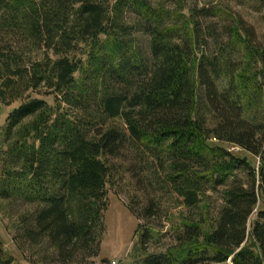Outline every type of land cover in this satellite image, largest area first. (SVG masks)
<instances>
[{"label": "trees", "instance_id": "obj_1", "mask_svg": "<svg viewBox=\"0 0 264 264\" xmlns=\"http://www.w3.org/2000/svg\"><path fill=\"white\" fill-rule=\"evenodd\" d=\"M234 1L264 24V0ZM1 108L0 204L27 207L20 241L56 264L98 257L124 173L143 222L130 264H264V35L239 13L0 0ZM161 220L171 243L149 253ZM0 264H14L1 239Z\"/></svg>", "mask_w": 264, "mask_h": 264}, {"label": "rangeland", "instance_id": "obj_2", "mask_svg": "<svg viewBox=\"0 0 264 264\" xmlns=\"http://www.w3.org/2000/svg\"><path fill=\"white\" fill-rule=\"evenodd\" d=\"M200 2H220L233 12H237L243 20L254 27L259 36L264 35V24L252 8L236 5L234 0H199ZM168 5H172V0H167ZM264 14V10H263ZM145 45L146 41H141ZM51 103V101H50ZM13 108V107H12ZM12 108L0 109V128L4 125L7 113ZM231 152L239 155L243 153L235 148H229ZM252 162L255 160L251 159ZM256 163V162H255ZM134 182L128 173L119 176L115 180L114 186H110L108 193L107 210L103 214L104 234L101 241L100 253L97 258L91 259L87 264H130L136 238L134 234L138 224L143 222L136 220L130 210L131 199L136 197ZM28 211L27 207L17 203L9 209L0 204V239L3 242L6 253L12 258L14 264H56L51 251H47L44 246L32 247L27 242L20 241L19 230L22 225L18 221L19 216L23 217ZM255 215L252 217V220ZM162 228L163 239L159 244H150L148 252L162 251L171 243L167 224L159 222Z\"/></svg>", "mask_w": 264, "mask_h": 264}]
</instances>
